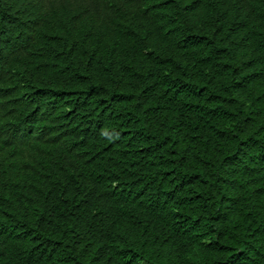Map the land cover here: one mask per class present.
I'll list each match as a JSON object with an SVG mask.
<instances>
[{
  "label": "trees",
  "instance_id": "obj_1",
  "mask_svg": "<svg viewBox=\"0 0 264 264\" xmlns=\"http://www.w3.org/2000/svg\"><path fill=\"white\" fill-rule=\"evenodd\" d=\"M0 264H264V0H0Z\"/></svg>",
  "mask_w": 264,
  "mask_h": 264
}]
</instances>
